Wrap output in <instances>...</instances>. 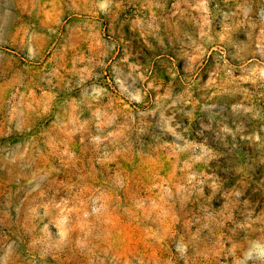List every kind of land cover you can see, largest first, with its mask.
Masks as SVG:
<instances>
[{"label": "rangeland", "instance_id": "obj_1", "mask_svg": "<svg viewBox=\"0 0 264 264\" xmlns=\"http://www.w3.org/2000/svg\"><path fill=\"white\" fill-rule=\"evenodd\" d=\"M0 264H264V0H0Z\"/></svg>", "mask_w": 264, "mask_h": 264}]
</instances>
